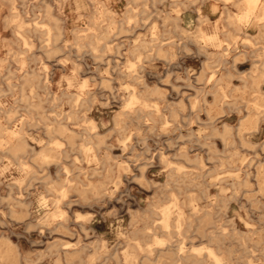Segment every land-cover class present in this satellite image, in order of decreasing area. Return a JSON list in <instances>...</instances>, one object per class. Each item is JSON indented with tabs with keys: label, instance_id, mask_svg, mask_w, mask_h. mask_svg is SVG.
<instances>
[{
	"label": "rangeland",
	"instance_id": "1",
	"mask_svg": "<svg viewBox=\"0 0 264 264\" xmlns=\"http://www.w3.org/2000/svg\"><path fill=\"white\" fill-rule=\"evenodd\" d=\"M190 1L12 0L0 38V134L22 126L27 145L19 158L0 150V244L9 248L0 264H145L147 256L174 264L177 245L201 255L214 229L224 235L218 250L229 264H264V116L256 130L239 129L257 97L251 69L264 34L227 23L226 12L240 11L243 0ZM206 2L216 12L199 20L195 8ZM18 20L25 39L15 37ZM198 26L217 32L221 46L197 42ZM151 30L162 50L133 48ZM32 71L48 80L25 82ZM131 91L149 104L138 116L127 109ZM55 121L73 132L48 131ZM86 141L98 160L84 158ZM41 150L55 157L43 160ZM66 175L63 215L47 221ZM165 206L168 228L160 224Z\"/></svg>",
	"mask_w": 264,
	"mask_h": 264
},
{
	"label": "bare ground",
	"instance_id": "2",
	"mask_svg": "<svg viewBox=\"0 0 264 264\" xmlns=\"http://www.w3.org/2000/svg\"><path fill=\"white\" fill-rule=\"evenodd\" d=\"M102 1V0H101ZM193 1V0H192ZM190 1V2H192ZM5 2V1H4ZM238 2V0H237ZM243 5L240 11L238 12H233L230 13L229 11L226 12V18H227V23L231 26H233L234 29L239 30V32H242V34L245 33V31L242 29L243 27H256L257 28V32L258 34H264V0H243ZM109 6V5H108ZM162 8V7H161ZM165 9V8H164ZM217 9V5L214 2H206V4L203 6H196L195 8V12L198 16V19H202V20H209L210 17L212 16V14H214L216 12ZM142 11V10H141ZM16 12V11H15ZM161 12V9H160ZM177 12V16H179V11L176 10ZM232 12V11H231ZM46 13L47 15L50 16H54L50 13V10L47 6L46 8ZM82 15V14H81ZM93 15V14H92ZM184 14H182L183 16ZM187 16V15H186ZM98 17V16H97ZM145 18V17H144ZM58 19V18H57ZM94 19V18H93ZM98 19V18H97ZM189 19V18H188ZM217 19H220V15L218 16ZM9 21L12 20V17L8 18ZM131 20V19H130ZM129 20V22H130ZM94 21V20H93ZM98 21V20H97ZM190 21V20H189ZM113 23V21L111 22ZM118 23V22H117ZM189 23V22H188ZM200 23V21H199ZM21 27H22V22L20 20L17 21V24L15 26L14 29V34L15 37L17 39L19 38H23L25 39V37L22 35V31H21ZM44 27V26H43ZM109 26L107 25V28ZM111 28V27H109ZM49 30H47L48 33ZM110 31V29H109ZM38 33V32H37ZM111 33V32H110ZM195 38L197 42H202L203 45L205 44H211L215 47H220L221 46V41H219V37L217 35V32H213V33H208L205 32L203 30L202 27L198 26L195 30ZM55 34V33H54ZM226 35V34H225ZM55 37V36H54ZM53 37V38H54ZM190 37V36H189ZM156 37L154 36V30H151V35H150V39L146 40V39H141L140 40V44L139 45H134L133 48H137V47H141V48H147V47H152V46H157V50L160 51L162 50V44L157 45L154 41ZM229 38L232 42L234 43L236 40V37L233 36L232 34L229 35ZM83 38H81L80 35H78L76 37V41H80L79 43H81V40ZM45 40H48V38H45ZM151 41V42H150ZM188 42V40H187ZM182 43V42H181ZM185 43V42H184ZM85 44V43H84ZM89 46H92L95 48V46L91 43L88 42L87 43ZM186 44V43H185ZM76 45V44H75ZM103 45V44H102ZM30 47V46H29ZM58 45L53 44V49H57ZM102 47V46H101ZM22 48V47H21ZM227 49L225 46L223 48ZM49 50V49H48ZM23 52V51H22ZM118 51H116L117 53ZM225 55V53H223ZM121 55V54H120ZM199 55V54H198ZM255 56L257 57L256 60L254 61V65L252 66V77L250 80L251 85L254 86L255 90L257 91V97L256 100L251 102L250 104L246 105V111L247 113L245 114L244 120L242 122H240V126L239 129L241 132H243L242 130H248L249 132L256 130L257 128H259V121L260 119L264 116V91L261 89V84L264 83V46L262 48V50L260 52L255 53ZM3 57V56H2ZM211 57V56H210ZM221 57V55L219 56ZM261 57V58H258ZM228 58V57H227ZM19 60V59H18ZM36 60V59H35ZM3 59L0 58V62H2ZM22 61V60H21ZM24 61V60H23ZM203 61V60H201ZM227 61V60H226ZM62 62V61H61ZM19 63V62H18ZM67 63V62H66ZM168 63V62H167ZM218 63V62H217ZM12 64V63H11ZM44 64V63H43ZM29 65V64H28ZM42 65V64H41ZM171 65V64H170ZM220 65V64H219ZM80 67V66H79ZM145 67V66H144ZM29 68V67H28ZM219 68V67H218ZM30 69V68H29ZM238 71V70H237ZM25 72V71H24ZM211 75L209 76V80L211 81L213 79V74H214V70L211 71ZM65 76V75H63ZM189 76V75H188ZM74 78V77H73ZM189 78V77H188ZM215 78V77H214ZM44 79L48 80L47 78L44 77V75H40V73L36 72V71H32V72H28L27 75L24 77V81L25 82H33V83H41L42 81L44 82ZM64 80H66V78L64 77ZM72 80V78H71ZM52 81V80H51ZM69 81V80H68ZM110 81V80H108ZM116 81V80H115ZM107 82V80H106ZM111 82V81H110ZM22 83V81H21ZM85 83L84 81L82 82L83 86ZM118 84V83H117ZM45 85V84H44ZM41 87V86H40ZM128 86H126L127 88ZM30 88V87H29ZM82 88V87H81ZM79 87V89H81ZM84 88V87H83ZM86 88V87H85ZM123 88V87H122ZM1 89V88H0ZM39 89V88H38ZM43 91V90H42ZM46 90H44L45 92ZM43 93V92H42ZM51 93V92H50ZM53 93V92H52ZM179 93V92H178ZM31 94V93H30ZM60 94V92H59ZM45 95V94H44ZM51 95V94H50ZM53 96V94H52ZM21 98V97H20ZM19 99V98H18ZM80 96L79 94L75 95V97H72V105L76 104L77 101H79ZM52 100V99H51ZM49 100V101H51ZM58 103V102H56ZM48 104V103H47ZM53 104V103H52ZM133 104H137L138 107L137 108H133ZM17 105V104H16ZM62 105V104H61ZM24 105H22L21 107H23ZM49 106V105H48ZM51 106V105H50ZM149 104L147 103V101L144 98H141L136 92L131 91L129 92V98H128V102H127V109L130 111V113H135V115H140L141 110H144V108L148 107ZM16 107V106H15ZM26 107V106H25ZM58 107V106H57ZM56 107V108H57ZM155 107V106H154ZM209 107V106H208ZM44 108V107H43ZM46 108V107H45ZM96 108V107H95ZM51 109V108H50ZM62 109V108H61ZM52 110V109H51ZM60 110V109H58ZM97 110V109H96ZM8 111V110H7ZM54 111V110H53ZM210 112V111H209ZM48 113V112H47ZM57 113V112H56ZM51 114V113H48ZM129 114V113H127ZM7 115V114H6ZM5 115V116H6ZM209 116V115H208ZM24 117V116H23ZM63 117V116H62ZM4 118V117H3ZM9 118V117H8ZM22 118V117H21ZM25 118V117H24ZM211 118V117H210ZM215 118V117H214ZM20 119H18L19 121ZM209 120V118H208ZM216 120V119H215ZM16 121V120H15ZM102 121V120H101ZM218 121V120H217ZM44 122V121H43ZM108 122V121H107ZM214 122V120H213ZM15 123V122H14ZM109 123V122H108ZM114 123V122H113ZM2 124V123H1ZM44 124V123H43ZM3 125V124H2ZM90 125V124H89ZM5 126V125H3ZM19 126V125H18ZM94 125L91 122V128H93ZM100 127V126H99ZM12 128V127H11ZM14 128V126H13ZM18 128V127H17ZM1 129V126H0ZM46 129L48 131H69V132H73L72 129H70L69 127H67L66 124L60 122V121H55V122H49L46 124ZM8 130V129H6ZM161 130V128H160ZM9 131V130H8ZM4 132V131H3ZM23 127L20 126L17 130H10L8 136L5 135L3 136L2 134H0V150L2 151H8L9 153H11L14 157L19 158V153L21 151H24L26 149V141L25 138L23 136ZM7 133V132H6ZM4 133V134H6ZM218 133V132H216ZM220 134V133H219ZM244 134V133H243ZM26 135V134H25ZM37 135V134H36ZM27 136V135H26ZM39 136V135H38ZM16 138V141H14V139ZM31 139V137H30ZM42 140V139H41ZM36 142V141H35ZM51 144L54 145H59L60 143L57 141H49ZM246 142V141H245ZM257 143V142H256ZM41 144V143H40ZM124 144V143H123ZM260 144V143H259ZM263 144V143H262ZM193 145V144H192ZM52 147V146H51ZM94 148V143H91L89 141H86L84 143L81 144V149L85 152L84 158L87 161H91V160H98V157L96 155V153H94L93 151ZM194 149V148H193ZM192 149V150H193ZM194 151V150H193ZM195 152V151H194ZM264 152V151H263ZM39 158L43 159V160H48L49 158H53L55 157L54 154L51 153H47L46 151H40L39 153ZM194 159V158H193ZM8 160V159H7ZM114 161V160H113ZM97 162V161H96ZM20 163V167L21 168H25L24 163L22 161L19 162ZM98 163V162H97ZM254 164V163H253ZM10 165V164H9ZM8 165V166H9ZM200 165V163H199ZM4 166V165H3ZM248 166V165H247ZM2 167V165H1ZM6 167V166H5ZM4 168V167H2ZM1 168V169H2ZM168 168V167H167ZM5 170V169H4ZM98 170V169H97ZM190 170V169H189ZM61 171V170H60ZM264 173V166L261 165L258 169V174H262ZM20 175V174H19ZM257 175V174H256ZM184 176V175H183ZM191 176V175H190ZM14 177V176H13ZM3 178V177H2ZM22 178V176H21ZM5 179V178H3ZM16 180V179H15ZM3 181V180H2ZM71 179L66 175L65 176V186H63L61 189H59L57 197L54 199V207L56 208L55 211H48L45 213V218L47 221L50 220L51 218H54L56 216H62L63 212L58 210L59 207V201L62 200V198H64V196L67 193L68 187L70 185ZM152 182V181H151ZM171 182V181H170ZM9 184V183H7ZM11 184V183H10ZM153 184V183H152ZM158 184V182H157ZM6 185V183H5ZM14 185V184H12ZM25 186V185H24ZM88 186V185H87ZM155 186V185H154ZM197 186V185H195ZM173 188V187H172ZM107 190V189H106ZM167 191V190H166ZM202 193V192H201ZM41 197V196H40ZM171 197V196H170ZM38 198V196H37ZM172 198V197H171ZM42 199V198H41ZM24 200V199H23ZM20 200L18 201L17 206H19L22 209H25L26 211V202ZM35 200V199H34ZM37 200V199H36ZM35 200V201H36ZM191 202L193 200V198L189 199ZM40 201V200H37ZM45 202V201H44ZM38 204V203H37ZM45 204V203H44ZM170 204V203H169ZM173 206H175V208L177 209L176 211V226L179 227L181 225V223L184 220V214L181 210V207L177 204L176 202V198L173 201ZM39 205V204H38ZM192 209L196 210V206L195 204H192ZM40 207V206H39ZM46 207V206H45ZM37 209V208H36ZM196 213V212H195ZM160 214H161V220H160V224L162 227L164 228H168V226L170 225V217H171V211L169 207H162L160 209ZM209 214V211L205 212V215ZM263 215V214H262ZM158 216V215H157ZM44 217V216H43ZM43 219V220H44ZM120 224V223H118ZM117 226V225H116ZM118 227V226H117ZM76 230V229H75ZM154 236V235H153ZM207 240L209 241L210 244L203 246L202 248L204 249V253L200 255L201 252L198 251V254H187L184 253V250L182 251V246L177 245L179 247V252L176 254V259H174L172 262L174 264H178L180 259H187V263L189 264H229V262H227V260L224 258V256L221 254V252L218 250L219 249V244L222 241V237L224 235L221 234L220 231H218L217 229L214 230H210L205 234ZM82 237V236H81ZM63 239V238H62ZM4 244L5 242L2 241ZM156 242H158L159 244H163V240L162 239H157ZM58 243V242H57ZM81 243V242H80ZM79 243V244H80ZM7 244V243H5ZM5 244L3 246H5ZM3 246L0 244V256H8L9 255V248H3ZM2 247V248H1ZM60 247V246H59ZM65 248V247H64ZM71 248V247H70ZM50 250V248H49ZM77 250V249H76ZM80 250V249H79ZM27 251V250H26ZM25 251V252H26ZM54 251V250H53ZM150 251V250H149ZM30 252V251H28ZM52 253V252H51ZM146 256H144L145 258ZM61 258V257H60ZM143 258H141L142 260ZM123 260V259H122ZM61 261V259H60ZM94 262V260H93ZM124 262V261H123ZM145 264H151L150 263V258L147 256L145 258ZM248 263H251V260H248ZM115 264V263H114Z\"/></svg>",
	"mask_w": 264,
	"mask_h": 264
},
{
	"label": "crops",
	"instance_id": "3",
	"mask_svg": "<svg viewBox=\"0 0 264 264\" xmlns=\"http://www.w3.org/2000/svg\"><path fill=\"white\" fill-rule=\"evenodd\" d=\"M11 2L12 0H0V38L8 32L6 20L10 17Z\"/></svg>",
	"mask_w": 264,
	"mask_h": 264
}]
</instances>
